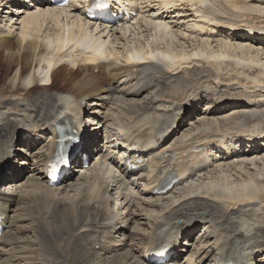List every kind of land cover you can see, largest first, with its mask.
I'll return each instance as SVG.
<instances>
[{"label":"bare ground","instance_id":"6f19581e","mask_svg":"<svg viewBox=\"0 0 264 264\" xmlns=\"http://www.w3.org/2000/svg\"><path fill=\"white\" fill-rule=\"evenodd\" d=\"M128 1L134 9L139 5V0ZM156 1L141 0L137 23L119 24L117 30L91 28L78 3L3 10L0 82L12 76V84L4 88L9 95H0L5 173L0 201L7 223L0 264H150L145 258L152 247L176 231L184 238L174 258L181 264H223L251 246L259 264L264 261V139L258 143L264 101L254 99L256 91L264 93V22L252 24L253 14L246 13L258 8L264 14V0H222L239 21L215 14L220 0H165L157 7ZM243 29L254 37L237 32ZM76 32L107 39L108 60L83 58L72 46L79 43ZM131 47L144 54L161 51L130 64L124 60ZM46 57L69 61L53 69L50 83L40 84L35 70ZM224 71L237 83L222 81ZM217 93L223 107L216 112L198 108ZM74 107L87 117L78 121L87 128L83 152H89L91 165L50 187L43 169L55 150V123L71 126ZM33 130L47 138H31L33 152L27 156L25 146L16 148L14 142ZM124 130L127 142L141 143L151 163L143 177L120 169L111 194L121 202L112 210L108 163H99L110 153L91 145L105 134L112 147ZM231 131L236 138L245 132L246 150L212 153L211 160L207 154L186 156L193 144L202 146ZM173 170L185 179L170 194L153 196L158 175ZM200 226L208 229L205 240L195 235Z\"/></svg>","mask_w":264,"mask_h":264},{"label":"rangeland","instance_id":"374dc122","mask_svg":"<svg viewBox=\"0 0 264 264\" xmlns=\"http://www.w3.org/2000/svg\"><path fill=\"white\" fill-rule=\"evenodd\" d=\"M220 3H217V1L215 2L214 1V3H217V4H214L215 6H213L214 7V11H215V14L216 15H218V16H220V18L222 17V20H224V21H228V19L229 20H238L239 21V19L241 18L240 16H237L235 13H233L232 12V10L230 9V7H228V5L224 2V1H222V0H220L219 1ZM227 5V6H226ZM264 6V5H263ZM219 9V11H217L218 9ZM251 10L252 9H248L247 10V14H250V13H252L253 15H252V18H253V21H251V23L252 24H254V23H258V22H264L263 20H264V14L263 13H261V12H259V10H258V8L256 9V11H252L251 12ZM259 16V17H258ZM258 17V18H257ZM240 20H242V18L240 19ZM249 22H250V20H249ZM254 22V23H253ZM260 24V23H259ZM257 25V24H256ZM251 36H253L252 34H253V32H251V31H249L248 32ZM254 37V36H253ZM119 68V67H118ZM87 71V70H86ZM99 71V70H98ZM100 73V72H99ZM116 80V78H114L113 77V79H110V80ZM119 79V78H118ZM222 81H225L224 79H227L228 80V76H226V71H224L223 72V75H222ZM11 80H12V76L10 77V78H6V80L4 81V80H2L1 82H0V95L1 94H3V95H9L8 93H5V89L4 88H6V87H8L9 85H11L12 83H11ZM119 81H121V79H119ZM230 81H233L234 83H237V81H234V80H230ZM229 80L228 81H225V82H230ZM140 83V82H139ZM234 88H236L235 90L236 91H238V92H240L241 91V86L240 85H234L233 86ZM233 87H231V88H233ZM234 88H233V90H234ZM261 92V93H260ZM258 95L259 97H257L256 95ZM255 100L259 103V101L260 100H262V101H264V93L262 92V91H256L255 92ZM259 104H261V102L259 103ZM100 107H102V106H100ZM88 108L89 107H87L86 109L88 110ZM199 109H200V107H198ZM201 110V109H200ZM189 122V121H188ZM103 136V135H102ZM102 138H100L99 140H100V142H102V140H101ZM245 149V148H244ZM264 153V152H263ZM132 178H134V179H132ZM132 178H130V180L131 181H134L135 180V176L133 175L132 176ZM133 184L135 185V183L133 182ZM136 189V188H135ZM137 190V189H136ZM139 190V189H138ZM16 193L18 192V190L17 191H15ZM262 205H264V204H262ZM208 229H207V227H205V228H203V226H200V227H198V229L196 230V233H195V235L196 236H198L199 237V240H201V238L203 239V240H205V238H206V236H203L204 234H205V231H207ZM210 233V232H209ZM257 235L258 236H262V234L260 233V232H257ZM202 236V237H201ZM253 237V238H252ZM256 239H258V240H260L259 239V237H257L256 235H251V240H253V241H255Z\"/></svg>","mask_w":264,"mask_h":264},{"label":"snow or ice","instance_id":"6c2138e0","mask_svg":"<svg viewBox=\"0 0 264 264\" xmlns=\"http://www.w3.org/2000/svg\"><path fill=\"white\" fill-rule=\"evenodd\" d=\"M64 162H66V161H64Z\"/></svg>","mask_w":264,"mask_h":264}]
</instances>
